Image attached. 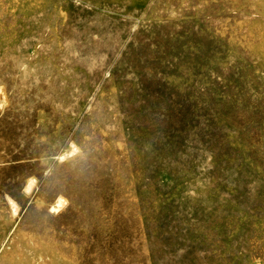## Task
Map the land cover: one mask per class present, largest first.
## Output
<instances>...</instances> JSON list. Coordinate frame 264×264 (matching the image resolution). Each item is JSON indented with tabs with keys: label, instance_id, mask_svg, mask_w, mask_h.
I'll return each instance as SVG.
<instances>
[{
	"label": "rangeland",
	"instance_id": "obj_1",
	"mask_svg": "<svg viewBox=\"0 0 264 264\" xmlns=\"http://www.w3.org/2000/svg\"><path fill=\"white\" fill-rule=\"evenodd\" d=\"M0 264H264V0H0Z\"/></svg>",
	"mask_w": 264,
	"mask_h": 264
}]
</instances>
